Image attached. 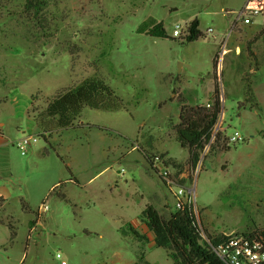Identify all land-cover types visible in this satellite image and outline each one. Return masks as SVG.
<instances>
[{
    "label": "rangeland",
    "instance_id": "obj_1",
    "mask_svg": "<svg viewBox=\"0 0 264 264\" xmlns=\"http://www.w3.org/2000/svg\"><path fill=\"white\" fill-rule=\"evenodd\" d=\"M245 1L47 0L36 16L27 0H0V121L8 123L2 111L8 99L30 97L33 134L40 136L22 155L16 142L24 135L9 127L0 264H152L145 250L153 264H169L165 249L151 247L154 234L143 213L152 204L168 220L178 210V185L203 239L264 227V39L251 45L258 65L250 68L247 44L261 19L237 22ZM196 18L200 38L173 37L176 24L186 28ZM159 22L168 37L146 33ZM223 40L228 51L220 61ZM214 60L218 130L195 164L176 129L208 123L216 103ZM89 77L103 79L125 107H85L73 127L59 129L44 115L48 103ZM245 77L258 108L244 102ZM206 102L212 105L196 109ZM248 107L258 120L243 119L239 110ZM236 132L243 140L230 144ZM164 163V176L176 185L161 179ZM43 205L48 210L39 212Z\"/></svg>",
    "mask_w": 264,
    "mask_h": 264
},
{
    "label": "trees",
    "instance_id": "obj_2",
    "mask_svg": "<svg viewBox=\"0 0 264 264\" xmlns=\"http://www.w3.org/2000/svg\"><path fill=\"white\" fill-rule=\"evenodd\" d=\"M45 5H47V0H27L26 8L31 9L38 16L41 14ZM187 30L188 34L185 36V40L188 42L195 41L203 35L198 18L194 19L188 25ZM146 33L155 37H168L163 22L153 23ZM263 35L264 26L248 42L247 51L251 58L250 68H252L253 64L256 67L258 65L256 54L251 45ZM216 68L217 62L214 60V95L216 103L211 122L202 129H199L200 126L194 122H189L187 125L176 129L177 140L181 143L182 147L189 149L192 161L195 164L199 161L201 150L204 149L202 136L215 124L221 112L220 87L217 82ZM244 82V102L250 103L252 107L258 108V103H256L253 93V82L251 78L245 77ZM85 107L102 110H118L125 107V101L103 79L89 77L77 85L60 91L48 103L44 115L48 118L56 119L58 128L65 129L74 126L75 121L81 116ZM210 137V134H208L206 141ZM139 150H141L147 160L150 159V154L147 151L143 149ZM42 154L44 156L48 155L49 150L46 148ZM157 159L162 160L160 156ZM163 165L168 167L166 163ZM160 177L164 181V177L162 175ZM61 185L62 182L55 186L51 193L56 192ZM23 207L27 210V207ZM143 214L147 219L148 229L154 234L153 241L155 246L165 249L168 258L171 259V264H227L217 256L213 248L221 240L227 238L228 235H209L207 239H203L202 227L196 218L191 204L172 213L168 220L163 219L159 211L152 204L146 206ZM124 234L129 235L125 231ZM130 235L133 237L139 236L134 231ZM231 235H248L253 240L260 241L264 244V227L248 232H237Z\"/></svg>",
    "mask_w": 264,
    "mask_h": 264
},
{
    "label": "built area",
    "instance_id": "obj_3",
    "mask_svg": "<svg viewBox=\"0 0 264 264\" xmlns=\"http://www.w3.org/2000/svg\"><path fill=\"white\" fill-rule=\"evenodd\" d=\"M261 19V25L264 26V0H247L243 8L237 12V22L244 24H254L256 19ZM188 27V26H187ZM187 27H183L180 24H176L173 29V37H182L188 34ZM207 32L210 33L213 39H216V34L212 27L207 29ZM222 55L227 51L226 49V40H223ZM212 104L206 102L198 105L196 109L201 107H210ZM214 110L210 111L207 124L201 125L199 129H202L208 125L213 116ZM197 124V123H195ZM218 129L215 128V124L202 136V141L205 145L207 144L206 138L210 134L209 145L215 139L216 132ZM214 131V132H213ZM40 139V136L37 134H26L21 137L17 142L16 146L20 149L22 155H25L29 148L36 144ZM240 140H243V137L239 132H236L232 137L229 138L230 144H236ZM160 174L164 177L166 181H169L170 184H175L176 181H171L167 177L169 176V170L166 167L164 171H161ZM171 186V185H170ZM186 190L183 186L178 185V190L175 192V206L177 209L183 208L186 205H189V200L185 199ZM48 210L47 205H43L39 208V212H46ZM214 251L217 256L227 264H264V244L260 241L253 240L248 235H228L227 238L221 240L216 246H214ZM57 258H61V254L57 253ZM62 264H65V261H62Z\"/></svg>",
    "mask_w": 264,
    "mask_h": 264
},
{
    "label": "crops",
    "instance_id": "obj_4",
    "mask_svg": "<svg viewBox=\"0 0 264 264\" xmlns=\"http://www.w3.org/2000/svg\"><path fill=\"white\" fill-rule=\"evenodd\" d=\"M247 1V0H246ZM246 1L244 3V5L246 4ZM263 28L262 25H260V30ZM259 30V31H260ZM257 31V33L259 32ZM255 33L254 36L257 34ZM254 36L251 38L253 39ZM261 38L264 39V35L259 37L258 40H256L252 45L257 44ZM250 39V40H251ZM249 40V41H250ZM248 41V42H249ZM223 44V43H222ZM248 45V44H247ZM227 49V48H226ZM241 49L240 45H236L235 46V52L239 53ZM248 50V49H247ZM228 51V49H227ZM227 51L225 53H227ZM248 54V51H247ZM217 57V56H216ZM220 61H223V57H222V51H221V57L219 58ZM223 67V63L221 64ZM255 92V90H254ZM256 94V93H255ZM214 95V94H213ZM257 95V94H256ZM258 97V96H257ZM259 99V98H258ZM9 102L4 103L6 109H3L2 111L6 110V113L9 116V119L7 120V125L5 122L0 121V195H4V190L8 191V189L6 188L5 185H3V179H8L11 175V170H10V159H9V152H10V148L8 146V143L11 140V135H9L8 131L10 130V126L13 125V127L15 129H17V131L19 132V134L21 135H26V134H33V133H37L35 125L32 121V117L30 115V106H31V99L30 97L25 96L24 99H21V97L18 96H14L11 99H8ZM5 102V101H4ZM9 105V106H8ZM215 108V107H214ZM264 111V109H263ZM239 112L241 114L244 115V120L248 121V122H254L255 120H258L257 118H254L258 113L254 110V108H241L239 110ZM1 118V116H0ZM17 140V138H16ZM15 142V140L13 141V143ZM45 149V148H44ZM58 184L55 183L51 189H53L55 186H57ZM4 203V202H3ZM1 205V204H0ZM152 244L151 247L156 248L155 244L153 241L150 242ZM155 246V247H154ZM153 248H151L153 250ZM144 252V251H143ZM146 253L145 257L146 260L150 263H154V261H151L148 254H147V250H145ZM171 264V263H169Z\"/></svg>",
    "mask_w": 264,
    "mask_h": 264
}]
</instances>
